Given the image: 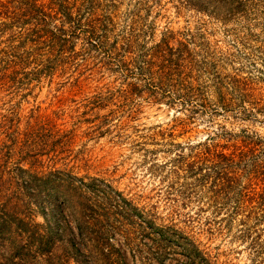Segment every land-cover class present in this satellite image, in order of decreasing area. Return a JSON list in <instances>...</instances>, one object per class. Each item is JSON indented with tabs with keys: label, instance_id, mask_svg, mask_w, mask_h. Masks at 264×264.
Wrapping results in <instances>:
<instances>
[{
	"label": "rangeland",
	"instance_id": "1",
	"mask_svg": "<svg viewBox=\"0 0 264 264\" xmlns=\"http://www.w3.org/2000/svg\"><path fill=\"white\" fill-rule=\"evenodd\" d=\"M93 5L105 41L13 54L0 36V264H190L192 240L196 264H264V202L238 194L264 191V0ZM161 56L195 103L139 76ZM207 148L245 154L216 202L186 165Z\"/></svg>",
	"mask_w": 264,
	"mask_h": 264
},
{
	"label": "trees",
	"instance_id": "2",
	"mask_svg": "<svg viewBox=\"0 0 264 264\" xmlns=\"http://www.w3.org/2000/svg\"><path fill=\"white\" fill-rule=\"evenodd\" d=\"M95 11L93 0H0V36L10 34L8 48L13 54L27 46H30L32 52L65 46L72 43L81 32L88 34L91 39H97L98 42L105 41L111 21L97 19ZM85 14L90 17L86 19L87 24L83 23ZM160 58H162L160 65L146 59L141 61L140 66L136 67L139 76H144L152 83L157 95L168 97L169 104H173L174 101H178L182 106L195 103L201 91L182 78L181 59L170 62L163 56ZM217 151L207 148V153L203 154V157L196 155L194 161L186 163L191 175H201L203 177L201 179L206 178L214 185L212 192L215 202L218 198L227 197L231 191L237 190V179L232 176L229 167L235 163L237 157H245L242 150L239 154ZM242 189L245 193L241 191L238 194L250 204V207L253 205L252 201L258 204L264 202V191L258 195L254 189L251 191H247L249 188ZM262 209L264 214V207ZM164 228L170 227L158 229L162 237L168 233ZM172 237L176 238L175 234ZM181 244L190 264L201 262L198 257L204 260L202 257L206 256L205 251L200 250V246L193 240L191 243Z\"/></svg>",
	"mask_w": 264,
	"mask_h": 264
}]
</instances>
